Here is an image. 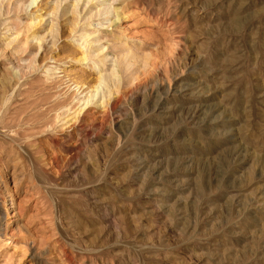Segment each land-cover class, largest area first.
Masks as SVG:
<instances>
[{
  "label": "rangeland",
  "instance_id": "obj_1",
  "mask_svg": "<svg viewBox=\"0 0 264 264\" xmlns=\"http://www.w3.org/2000/svg\"><path fill=\"white\" fill-rule=\"evenodd\" d=\"M87 1L0 0V264H264V0Z\"/></svg>",
  "mask_w": 264,
  "mask_h": 264
},
{
  "label": "bare ground",
  "instance_id": "obj_2",
  "mask_svg": "<svg viewBox=\"0 0 264 264\" xmlns=\"http://www.w3.org/2000/svg\"><path fill=\"white\" fill-rule=\"evenodd\" d=\"M73 1V0H72ZM89 1V0H88ZM87 1V2H88ZM102 1H105V3H106V1L107 0H102ZM109 1V0H108ZM34 2V0H30V3L32 4ZM36 2V1H35ZM110 2V1H109ZM86 3V2H85ZM36 4V3H35ZM86 4H88V3H86ZM85 4V5H86ZM110 4H108V5H103V6H108L107 8L105 7V13H102V14H105V17L106 18H109L110 19V17H108V16H111V12H112V8H111V6H109ZM39 9V8H38ZM37 9V10H38ZM35 11V10H34ZM39 11V10H38ZM37 11V12H38ZM102 12H103V10H102ZM114 12V11H113ZM112 12V13H113ZM45 13H47V12H45ZM110 14V15H109ZM123 15V14H122ZM96 16V14H94V17ZM119 16V15H118ZM92 17V16H91ZM98 17H99V15H98ZM113 17V16H112ZM111 17V18H112ZM124 17V16H123ZM89 18V17H88ZM105 18V19H106ZM118 18L116 17V16H114V18L111 20V21H109V24H108V26L110 25V23L111 22H113V21H115V20H117ZM90 26H92V25H90ZM110 31V30H109ZM46 32V31H45ZM99 33V32H98ZM88 35H89V33H87V34H83V40L85 41V39L88 37ZM105 35V34H104ZM92 36V35H91ZM95 36L96 35H94L93 36V39H95ZM76 39H77V37H76ZM81 39H82V37H81ZM98 39H100V38H97V36H96V41L98 40ZM95 40H93V41H95ZM114 40V39H113ZM116 40V39H115ZM119 40V39H118ZM87 41H89V40H87ZM129 41V40H128ZM126 42V41H125ZM85 44H86V41L84 42ZM116 43V42H115ZM123 43V42H122ZM82 44H83V42H82ZM85 44H83L84 45V49L83 50H85ZM76 45V44H75ZM89 45V44H88ZM116 45H118V46H120V42H117L116 44H115V47H118V46H116ZM126 45V44H125ZM91 46V45H90ZM123 46V45H122ZM81 47V46H80ZM124 47V46H123ZM79 49H81V48H79ZM121 49L122 48H120V50L118 51V49H116L117 51L116 52H119V54L118 55H121L120 57H122V58H119V59H121L122 61H125V59H127L128 61L130 60L129 58H130V56H134V51H131L130 49H124V51L123 52H121L122 54H120V51H121ZM132 50H133V48H132ZM86 51V50H85ZM84 51V52H85ZM83 53V52H82ZM117 54V53H116ZM80 55V54H79ZM118 55H117V57H118ZM94 56H96V55H94ZM101 56H103V55H101ZM105 56V55H104ZM85 58V56L84 55H82L81 54V56H79L78 58H76L78 61H84L83 59ZM103 58H105V57H103ZM88 59V58H87ZM99 59V58H98ZM106 59V58H105ZM92 60V59H91ZM94 60V59H93ZM101 61V60H100ZM103 62H105V61H103ZM121 62V61H120ZM80 63V62H79ZM93 63V65H94V67H97L98 65H99V67H100V64H102V63H100V64H98V62L97 61H93L92 62ZM115 63V62H114ZM113 63V64H114ZM91 65V64H90ZM87 66V65H86ZM111 66H112V64H111ZM90 67H92V66H90ZM89 67V68H90ZM102 67V66H101ZM91 69V68H90ZM96 69V68H95ZM96 70H98V69H96ZM112 70H111V73L110 74H108V73H106V74H104V73H98V75H97V77L95 78L96 79V81H98L99 82V84H100V82L101 81H106V79H109L110 78V76H112ZM95 82V81H94ZM107 82V81H106ZM97 83V82H96ZM77 85V84H76ZM12 203V202H11ZM1 208H4V206L2 205V207ZM6 215H8V216H17L18 215V212L17 211H14V210H11V211H9L8 210V212H7V214Z\"/></svg>",
  "mask_w": 264,
  "mask_h": 264
}]
</instances>
